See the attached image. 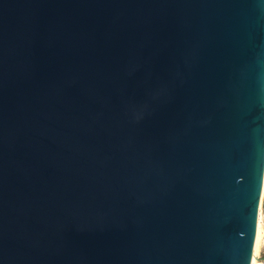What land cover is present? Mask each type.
Segmentation results:
<instances>
[{"label":"water","instance_id":"95a60500","mask_svg":"<svg viewBox=\"0 0 264 264\" xmlns=\"http://www.w3.org/2000/svg\"><path fill=\"white\" fill-rule=\"evenodd\" d=\"M264 0H0V264H251Z\"/></svg>","mask_w":264,"mask_h":264},{"label":"built area","instance_id":"2783aa9c","mask_svg":"<svg viewBox=\"0 0 264 264\" xmlns=\"http://www.w3.org/2000/svg\"><path fill=\"white\" fill-rule=\"evenodd\" d=\"M261 219V248L258 249L257 255L255 257V264H264V171L261 185V193L259 200V208H258V217ZM263 249V250H262Z\"/></svg>","mask_w":264,"mask_h":264},{"label":"bare ground","instance_id":"6f19581e","mask_svg":"<svg viewBox=\"0 0 264 264\" xmlns=\"http://www.w3.org/2000/svg\"><path fill=\"white\" fill-rule=\"evenodd\" d=\"M261 219L260 216L258 217V222H257V231H256V237H255V244H254V250H253V258L251 264H255L254 260L258 252V246L259 243H261ZM261 245V244H260Z\"/></svg>","mask_w":264,"mask_h":264},{"label":"rangeland","instance_id":"374dc122","mask_svg":"<svg viewBox=\"0 0 264 264\" xmlns=\"http://www.w3.org/2000/svg\"><path fill=\"white\" fill-rule=\"evenodd\" d=\"M260 244H261V243H259L258 249L261 248V245H260ZM262 250H263V249H262Z\"/></svg>","mask_w":264,"mask_h":264}]
</instances>
